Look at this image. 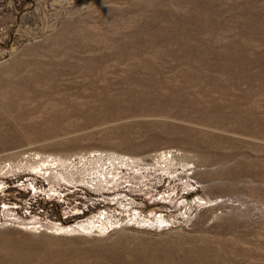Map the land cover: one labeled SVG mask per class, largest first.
Instances as JSON below:
<instances>
[{"label": "rangeland", "instance_id": "1", "mask_svg": "<svg viewBox=\"0 0 264 264\" xmlns=\"http://www.w3.org/2000/svg\"><path fill=\"white\" fill-rule=\"evenodd\" d=\"M0 264H264V0H0Z\"/></svg>", "mask_w": 264, "mask_h": 264}]
</instances>
